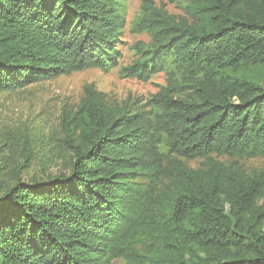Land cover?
I'll return each mask as SVG.
<instances>
[{"label": "trees", "instance_id": "1", "mask_svg": "<svg viewBox=\"0 0 264 264\" xmlns=\"http://www.w3.org/2000/svg\"><path fill=\"white\" fill-rule=\"evenodd\" d=\"M142 0L122 77L166 84L144 104L92 85L61 119L68 174L0 180V264H264V0ZM123 0H0V91L120 65ZM203 160L190 168L166 152Z\"/></svg>", "mask_w": 264, "mask_h": 264}, {"label": "rangeland", "instance_id": "2", "mask_svg": "<svg viewBox=\"0 0 264 264\" xmlns=\"http://www.w3.org/2000/svg\"><path fill=\"white\" fill-rule=\"evenodd\" d=\"M173 15H184V3L154 0ZM142 0H123L126 25L121 40L120 65L108 71L89 68L53 79L40 80L23 88L0 91V180L11 184L18 175L22 180H47L60 173L68 174L72 152L63 143L61 119L65 110L75 111L84 99L85 87L92 85L105 94L112 104L128 102L144 104L166 84L165 72L149 81L122 77L121 66L135 58L133 47L151 41L147 33L135 28ZM259 79L264 83L263 75ZM166 152V151H165ZM166 160L179 159L190 168H198L203 160L186 159L166 152ZM214 158L225 163L237 162L247 173L264 171V157ZM111 264H125L122 258Z\"/></svg>", "mask_w": 264, "mask_h": 264}]
</instances>
